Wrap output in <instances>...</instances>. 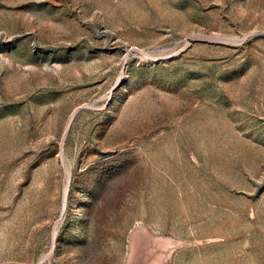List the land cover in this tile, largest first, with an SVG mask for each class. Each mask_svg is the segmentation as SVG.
<instances>
[{
    "label": "rangeland",
    "instance_id": "obj_1",
    "mask_svg": "<svg viewBox=\"0 0 264 264\" xmlns=\"http://www.w3.org/2000/svg\"><path fill=\"white\" fill-rule=\"evenodd\" d=\"M0 264H264V0H0Z\"/></svg>",
    "mask_w": 264,
    "mask_h": 264
},
{
    "label": "bare ground",
    "instance_id": "obj_2",
    "mask_svg": "<svg viewBox=\"0 0 264 264\" xmlns=\"http://www.w3.org/2000/svg\"><path fill=\"white\" fill-rule=\"evenodd\" d=\"M69 170H70V169H68L67 171H69ZM67 177H69V176H67ZM67 179H68V178H67ZM66 182H67V181H66ZM68 183H69V182H68ZM69 185H70V184H69ZM69 189H70V188H69ZM69 189L67 188V189H66V192H65V194H64V195L66 196V199H67V196H68V194H69V193H68ZM64 202H65V200H64ZM67 202H68V201H67ZM66 206H67V205H66ZM66 206H65V207H66ZM57 228H58V227H57ZM57 228H56V229H57ZM56 229H55V230H56ZM56 233H57V232H56ZM56 235H57V234H56Z\"/></svg>",
    "mask_w": 264,
    "mask_h": 264
}]
</instances>
